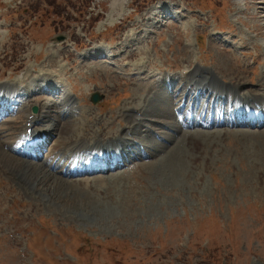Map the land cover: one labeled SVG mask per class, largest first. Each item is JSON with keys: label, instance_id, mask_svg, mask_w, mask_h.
Segmentation results:
<instances>
[{"label": "rangeland", "instance_id": "rangeland-1", "mask_svg": "<svg viewBox=\"0 0 264 264\" xmlns=\"http://www.w3.org/2000/svg\"><path fill=\"white\" fill-rule=\"evenodd\" d=\"M84 2L91 6L90 15ZM110 4L0 0V86L9 84L18 110L0 121V130L8 141L17 135L5 122L14 121L18 129L24 111L32 113L34 105L26 107L21 98L26 92L39 101L34 114L43 104H56L50 120L38 124L49 126L54 135L41 142H47L41 156L31 161L38 167L49 164L38 169L48 176L34 189L10 180L0 164V264H264V127H181L177 133L175 125L182 126L173 113L177 104H163L172 111L168 125L151 110L160 103L158 92L168 95L187 66L220 72V83L259 89L264 81V0H129L120 12ZM156 5L167 6L168 15L162 6L165 10L155 17ZM57 37L63 40L56 42ZM99 49L111 58L97 59ZM129 53L136 56L126 59ZM160 72L174 79L169 90L157 76L150 78ZM45 86L54 93L39 92ZM93 93L101 98L97 104L90 102ZM132 107L146 112L134 131L138 134L132 133L135 141L144 142L127 153L128 164L105 174L68 178L60 173L72 153L65 149L63 168L58 167L62 159L50 158L54 147L74 137L66 129L78 135L90 126V133L100 128L102 135L117 136L127 127L124 110ZM145 121L151 127L143 128ZM70 122L77 125L70 127ZM167 133L170 142L162 136ZM190 137L193 147L186 142ZM198 144L201 152L195 155L191 151ZM83 149L79 158L89 154ZM147 149H153L154 157H144ZM140 150L143 157L134 160ZM88 182L92 197L102 189L98 201L80 191ZM44 190L61 202L49 203Z\"/></svg>", "mask_w": 264, "mask_h": 264}, {"label": "bare ground", "instance_id": "bare-ground-1", "mask_svg": "<svg viewBox=\"0 0 264 264\" xmlns=\"http://www.w3.org/2000/svg\"><path fill=\"white\" fill-rule=\"evenodd\" d=\"M128 1L129 0H111V4H110L111 5V10L114 11V10L117 9L120 12L123 9L122 8V5L123 4H126ZM163 10H165V8L157 7V8H154L152 10V12H155V13L157 12V14H155V17H157V15L159 13H162ZM155 17H153V18H155ZM134 53H129L127 55L126 59H129V57L136 56V54H134ZM126 59H124V60H126ZM183 71H185V76L183 78V82L184 83L185 82H189V85H190V88H188V91L186 92V95H178V92L179 91H177V94L176 95H174L175 92H172V94L174 96L173 95L170 96L169 94L166 95L165 92H158V95L156 96V98L158 100V96H160V103L159 104L156 103L152 107V109H151L152 110V113L153 114H157L159 117L163 118L165 120L164 121L165 123L167 122L166 120H168V121H170L171 119L173 120V116L170 115V113L172 111L170 113L168 111H166L167 110L166 107L163 106L164 103H165V105H168V102H169V105H170V103L171 104L172 103L177 104L179 106V108L177 109L178 114L180 116L184 117L185 120H190V118H191V112H192V109H193L192 105H194L195 102H196V104L198 103V101L196 100L198 97H202V96L203 97H206L207 96V102H208L211 99L214 101L215 99H217V97H218V99L223 100L224 99V96L226 97V94H227L228 95V98L226 97L227 101H229V99L232 98V101H233L232 103H234L235 105H237V107H241V110L244 109V112H245L244 114L243 113L242 114H239L238 112L232 111L231 114H235L237 116L246 118L247 116H250L251 115V112H249V110H247V109H249V107L253 106V109H256L255 110V117H256V119L252 123L253 124H256V125H259V127H264V81L263 82H260L261 85L259 84V89H251L245 83H234V84L233 83H229V82L220 83L221 78H222V81H223V78H224V77L220 76V72L218 73V76H219L218 77L217 74H215L213 71H211V70L205 71V70H202L200 67L198 68V66L197 67L194 66L192 69H189V67L187 66ZM134 77H136V76H134ZM150 78H152V77H150ZM162 78L165 79V76H163ZM134 79H136V78H134ZM150 81H148V82L150 83ZM153 82H156V81H153ZM192 82L194 84H192ZM150 84H149V86H150ZM194 85H195V88L192 89L191 86H194ZM257 87H258V85H257ZM204 88H206L205 89L206 91H204ZM14 89H16V88H14ZM13 93L14 92L12 91V88L9 86V84L7 85L5 83V84L1 85L0 86V97H2V98L0 99V101H3V99L13 98L14 95H15ZM195 94H196V96H195ZM194 96H195V98H194ZM70 98H68V100ZM191 101H193L192 102V105H190V102ZM26 102H28V104L26 105V107H29L30 108L33 105L34 106L35 105L38 106V102L39 101L30 99V100H27ZM69 103H71V102H69ZM242 103H243V105L241 106ZM11 105H9V107H8V106H5L3 104L2 105L0 104V112H8L11 109ZM39 105H40V103H39ZM55 105L56 104H52V105L43 104L42 109L38 112L39 114L33 115V116H31V113L28 110H26V111L23 110L24 113H25V115L23 116L24 123L18 129H15L14 128V125H15V122L14 121H11V120H9L8 122L6 121L5 124H7V127H8V124H9V127H8V130L9 131H13V130L17 131V135L11 141L10 140L9 141L7 140V138H8L7 135H6L7 133L4 132V133H6V134H4L0 130L1 131L0 132V147L1 148H5V150L0 149V164H2V168L5 171H8V173L6 175L10 177V180H12L13 182H15V183H17L19 185H21V184H25V185L31 184L33 186V188L35 189V187H36V185L38 183V180L40 178H42V177L45 178V176L46 177L48 176L47 175L48 172L47 173L44 172V171L39 172L38 169L43 170L45 166L46 167H49V164H46L45 166H42L41 165L40 167L33 166V165H31L32 164L31 163V160H28L27 162L26 161H23V160H19L18 159V156H22L23 157V155H25V157L31 159L34 156V154H31V153L25 154L24 153V154L21 155V152H19V151L16 152L15 150L16 149L17 150L27 149V151H29L30 147L31 148H34V146L41 145L42 144L41 142L45 141L46 139H49L50 137H52L54 135L53 130H51L49 126H47L45 128H42V129H39V128H37L38 127L37 125L39 124L38 121H44V120L49 121L50 120L51 117L49 116V111H51L53 109V107H55ZM63 105L64 104H61V110H59V112L61 111V113H62V110L64 109V106H65V105L64 106ZM151 106H152V104H151ZM69 107H70V105H69ZM206 107H209V106H206ZM134 110H136V113H133ZM125 111L126 110H124L123 113H125L126 114V117H127V119L125 118L126 119L125 122H127V127L123 128V130L117 136H108L107 134H109V133H106V134L104 133V135H102V132H101L102 129H100V128L98 130L92 129V132L90 133L89 132V130L91 129V128L89 129L90 126L85 127V129H83L84 132L82 131V133L76 135L77 132H73V129L74 128H72V129L71 128L66 129L67 127L66 128L63 127L61 129L60 133L64 129H66L69 133H72V134L74 133V137L73 138H68L66 140V142H65V144H66L65 146H63V147H54V149H52L53 154L51 155V158L50 159L51 160L52 159L53 160L55 159L56 162L62 159V161L58 164V167L63 168L64 167V164H65L64 163V160L67 157L66 156V150L65 149H69L70 152H73V153L76 152L77 153V152L81 151L82 148H86V150L87 149L90 150L92 148V149H97V150H100L101 151V153L97 154L96 159H103V158L110 159L108 165L107 164H103L102 167H100V166L98 167V170H103V171H106L107 172V171H109L112 168H117V167H120V166H123V165L128 164L129 163L128 162L129 160H127V157L129 155L127 153H129L130 149L131 150H134L133 152H135L136 146L139 148V146L140 147L142 146L141 145L142 144L141 142H144V141L140 140L139 138H138L139 140L135 141L134 140V137L132 136L133 137V139H132L130 136L135 131V129L139 125V123H141L143 121V120L141 121V119H142L143 116H145V113L146 112L145 111H142V109H137V108L129 109V111H126V112ZM208 111H209V109H208ZM138 113L140 114V116H138ZM174 116H175V114H174ZM176 116H178V115H176ZM58 117H59V115H58ZM204 117H205V114H200L198 116V118H197V122L200 121V120H202L200 122L201 127H205V129H206V127H209L210 126L212 128L213 126H215V122L214 121H212L211 119L210 120L209 119H205ZM59 118H61V117H59ZM218 119H220V118H218ZM248 120H250V119H248ZM147 122H150L151 123V121H149V120ZM164 122L162 121V123L158 122L156 124L163 125ZM171 122L172 121H170V123ZM221 122H222V120H221ZM237 122H240L239 126H243V127H245V125L248 123V122L243 121V119H240V121H237ZM145 123H146V121H145ZM150 123H148V124L147 123L146 124L143 123V128H145V127L149 128V126L151 127V124ZM228 123H230L233 126V125H235V120L230 119L228 121ZM98 124H101V123L98 122ZM219 124H220L219 126H223L224 125L222 123H219ZM44 125H45V123H44ZM73 125H77V124L76 123H73V122H70V127L71 126L74 127ZM94 125H96V124L94 123ZM166 125H168V123H166ZM186 125L189 126L191 124H190L189 121H187V124ZM79 127H81V126H79ZM147 128L145 130H143V131L144 132H147ZM29 129H30V134H27L26 133V130H29ZM174 129H175V131L177 133H181V132H179V131H181L180 130L181 128H179L178 126L175 125V128ZM137 132H134V133L138 134ZM223 132L225 133L226 130H224ZM92 133H93V135H92ZM171 133H172V131H171ZM224 133H223V135H224ZM62 134H63V132H62ZM142 134H144V133H142ZM187 135L189 136L190 134H186V137H187ZM218 135H219V133H218ZM220 135H222V134H220ZM9 136H11V135H9ZM137 136H139V135H137ZM162 136L163 137L164 136L165 137L167 136L166 139H167V141L169 140V142H170V139L172 138L170 135H168V133L165 134V135H162ZM184 137H185V135H184ZM142 138H143V135H142ZM188 138H186V142H187L188 145H191L192 146L193 142L191 140L194 137H192V138L190 137V141L191 142L189 141ZM29 141H32V144H31L30 147L28 145V142ZM114 143L118 144L122 148V152L120 153V155L113 156L107 150L108 145H114ZM194 144H196V143L194 142ZM96 145H97V147H95ZM188 149H189V151H191L189 147H188ZM200 149H201V146L198 144L197 145V150L195 152H193V151H191V152L196 155V154H199V153H197V151L198 152H201ZM141 150L139 151L138 154L131 152L133 154H137V155H133V158H135L134 160L141 159L143 157V155L140 153ZM157 150H158V148H157ZM114 152H116V151H114ZM85 154H86V151H85ZM86 155H88V154H86ZM123 155H124V157H122ZM148 156L151 157V158L154 157L153 156V149H150V150L147 149V151L145 150L144 157L147 158ZM67 159H69V161H68L67 165L65 166L66 169L64 168L65 170H63L60 173H62L64 176H66L68 178L69 177H76V176L79 177V175H83V174H87V173H92V171L94 170V169H91L90 167H88V165H83L85 167H81L82 166L81 164H83V163L80 162V161H84L81 158H78V157H71L70 158V157H68ZM194 160H196L195 156H194ZM79 165H81V166H79ZM74 166H75L76 169L74 168L72 170V168ZM61 179L63 181L71 182V181H68L67 178H66L67 180H64L63 178H61ZM70 180H72V179H70ZM65 183H63L62 185H64ZM66 184H68V183H66ZM72 184H74V183H72ZM72 184H69V185L71 187H73ZM91 184L92 183H89V182L86 183V184H81L82 187H84V188H82V190H80L81 188H79L78 190H80L82 192H85V196H86V198H89V200L91 199L93 201H98V199L100 197H102V195L104 193L101 192L102 189H98L97 192H95V193H97V194L94 195L95 198H94V196L92 197V195L89 193V191H87V190H92L91 189L92 188ZM85 187H87L86 190H85ZM73 188L76 189V187H73ZM43 194H44V196H46L48 198V201H50L49 203L58 204V203L61 202L59 199H55V196H53V194L51 195L50 193L46 192L45 190L43 191ZM96 197L98 199H96ZM93 201H92V203H93ZM83 206H84L83 207L84 209L85 208L87 209V207H85L86 205H83ZM69 208L75 209V208H73L71 206Z\"/></svg>", "mask_w": 264, "mask_h": 264}, {"label": "water", "instance_id": "water-1", "mask_svg": "<svg viewBox=\"0 0 264 264\" xmlns=\"http://www.w3.org/2000/svg\"><path fill=\"white\" fill-rule=\"evenodd\" d=\"M63 39L61 38V37H57L56 38V41H62ZM99 101V97L97 96V95H93L92 97H91V102L92 103H97Z\"/></svg>", "mask_w": 264, "mask_h": 264}, {"label": "trees", "instance_id": "trees-1", "mask_svg": "<svg viewBox=\"0 0 264 264\" xmlns=\"http://www.w3.org/2000/svg\"><path fill=\"white\" fill-rule=\"evenodd\" d=\"M53 5H55V4H51L50 6H52L53 7ZM54 8V7H53ZM56 10V9H55Z\"/></svg>", "mask_w": 264, "mask_h": 264}]
</instances>
